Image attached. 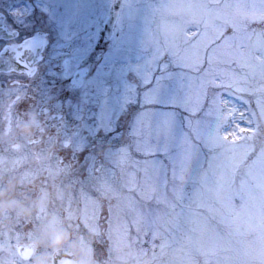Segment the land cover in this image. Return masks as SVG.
<instances>
[{
    "label": "rangeland",
    "instance_id": "obj_1",
    "mask_svg": "<svg viewBox=\"0 0 264 264\" xmlns=\"http://www.w3.org/2000/svg\"><path fill=\"white\" fill-rule=\"evenodd\" d=\"M49 3L0 0L25 35L50 39L42 90L62 98L56 80L68 85L75 72L65 8L77 42L99 39L114 71L105 89L80 87L85 180L48 245L79 264H264V0Z\"/></svg>",
    "mask_w": 264,
    "mask_h": 264
},
{
    "label": "flooded vegetation",
    "instance_id": "obj_2",
    "mask_svg": "<svg viewBox=\"0 0 264 264\" xmlns=\"http://www.w3.org/2000/svg\"><path fill=\"white\" fill-rule=\"evenodd\" d=\"M6 22L18 37L0 40V53L32 36L17 15ZM44 60L33 74L0 72V264H53L56 216L85 180L77 174L75 129L83 84L75 86L74 72L68 85L56 80L62 98L45 93Z\"/></svg>",
    "mask_w": 264,
    "mask_h": 264
},
{
    "label": "snow or ice",
    "instance_id": "obj_3",
    "mask_svg": "<svg viewBox=\"0 0 264 264\" xmlns=\"http://www.w3.org/2000/svg\"><path fill=\"white\" fill-rule=\"evenodd\" d=\"M62 4L63 0H50L49 10L58 12ZM47 14L45 12V15ZM58 19L65 29V46L69 69H75L76 76L82 79L85 88L105 89L107 79L112 75L114 68L110 62L99 58V54L97 53L100 45L99 39H97L90 49L85 48L76 40L77 33L74 30L75 19L73 16L67 15L66 8L64 14L60 15ZM107 51V48H105L104 52L107 53ZM94 53L96 54L95 56ZM93 62H95L94 67ZM67 79L70 83L72 82L71 76Z\"/></svg>",
    "mask_w": 264,
    "mask_h": 264
},
{
    "label": "water",
    "instance_id": "obj_4",
    "mask_svg": "<svg viewBox=\"0 0 264 264\" xmlns=\"http://www.w3.org/2000/svg\"><path fill=\"white\" fill-rule=\"evenodd\" d=\"M119 12H114L109 16L105 31L109 38L114 35L115 24L118 20ZM17 34L8 29L4 23L3 17L0 19V39H11ZM46 40L41 37H35L28 40L22 46L9 47L0 54V71L17 70L29 71L34 70V63L41 59V52L46 45ZM78 84V82L76 83ZM55 264H78V258L72 250L61 248L54 254Z\"/></svg>",
    "mask_w": 264,
    "mask_h": 264
},
{
    "label": "bare ground",
    "instance_id": "obj_5",
    "mask_svg": "<svg viewBox=\"0 0 264 264\" xmlns=\"http://www.w3.org/2000/svg\"><path fill=\"white\" fill-rule=\"evenodd\" d=\"M80 1H86V0H80Z\"/></svg>",
    "mask_w": 264,
    "mask_h": 264
}]
</instances>
